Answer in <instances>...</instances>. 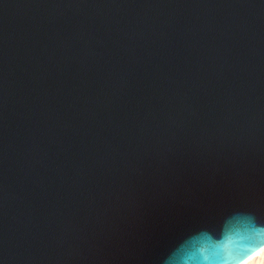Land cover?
<instances>
[{"label": "water", "instance_id": "obj_1", "mask_svg": "<svg viewBox=\"0 0 264 264\" xmlns=\"http://www.w3.org/2000/svg\"><path fill=\"white\" fill-rule=\"evenodd\" d=\"M263 247L264 0H0V264Z\"/></svg>", "mask_w": 264, "mask_h": 264}, {"label": "bare ground", "instance_id": "obj_2", "mask_svg": "<svg viewBox=\"0 0 264 264\" xmlns=\"http://www.w3.org/2000/svg\"><path fill=\"white\" fill-rule=\"evenodd\" d=\"M241 264H264V247L254 253Z\"/></svg>", "mask_w": 264, "mask_h": 264}]
</instances>
